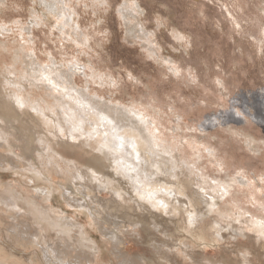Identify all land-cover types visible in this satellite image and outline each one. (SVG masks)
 Instances as JSON below:
<instances>
[{"label":"rangeland","instance_id":"374dc122","mask_svg":"<svg viewBox=\"0 0 264 264\" xmlns=\"http://www.w3.org/2000/svg\"><path fill=\"white\" fill-rule=\"evenodd\" d=\"M45 1L0 0V81L8 82L3 76L10 74L14 82L0 84V89L17 92L29 109L40 103L46 113L59 116L68 111L62 107V102L67 106L62 93L69 86L117 110L133 111L156 144L188 167L193 188L219 197L214 216L235 223L248 238L226 234L198 253L175 229L173 222L182 224L176 215L164 232L121 229V243L115 245L97 228L93 204L106 202L111 193L102 191L91 199L84 194L86 205H81L76 189L82 187L67 171L68 164L50 150L38 151L40 142L25 148L24 141L9 133L0 141V197L23 196L30 208L45 215L44 224L50 223L48 216L62 220L71 238L48 228L46 237L54 246L63 237L77 245L80 228L68 219L83 227L98 250L82 264H127L128 258L135 264H264V0H54L56 7ZM30 55L40 65L38 76L30 78L34 81L27 79ZM70 70L73 76L63 80ZM54 147L81 168L100 172L94 152L79 141ZM42 190L49 191L47 199ZM22 209L0 205V245L17 257L35 253L31 264H45L33 238L24 246L5 243L9 224L17 228L25 220L32 222ZM34 226L32 232L41 236V227ZM157 252L167 256L159 258ZM0 259V264L14 261L4 252Z\"/></svg>","mask_w":264,"mask_h":264},{"label":"bare ground","instance_id":"6f19581e","mask_svg":"<svg viewBox=\"0 0 264 264\" xmlns=\"http://www.w3.org/2000/svg\"><path fill=\"white\" fill-rule=\"evenodd\" d=\"M44 2L46 1L44 0ZM48 5L56 7L54 0H49ZM120 10L121 16L126 18L125 8H121ZM71 23H73L72 19ZM75 27L77 26L75 25ZM127 29H130V27L128 26ZM28 58L27 67L29 75L27 79L30 81L32 80L30 78L38 76L39 73L37 72L40 70V65L33 55H30ZM79 67L75 68L74 71H79ZM70 71L62 74L63 80H68L69 77L73 76L74 72ZM3 77L8 82L0 81L1 87L14 84L11 81L10 74L7 75V78L6 75ZM70 83L74 85V79ZM62 95L63 100L65 99L64 101L67 103V106H64V102H62V107L67 108L66 110L68 111L62 116L60 115V117L59 114L46 113L40 103L31 105L29 109L27 108L29 106L28 102L22 96H19L17 92L9 89H0V141L3 140L5 134L9 133L18 140L24 141L23 145L25 148L30 147L31 143L37 141L40 142L37 147L38 151L47 153L50 150L53 154L58 155L64 163L68 164L66 167L67 171L69 173L71 171L73 177L77 181L79 180L76 184H81L82 188L76 189V192L82 195L78 199L84 201L81 202V205H86L83 199L84 194L91 199L99 192H110L109 200L103 202L99 199L98 201L96 200L97 202H93V204L99 214V224L96 222L97 228L101 229L100 231L103 229L104 234L108 235V238L115 245L121 243V239L117 235L121 229L140 226L143 232L157 228H160V231L164 232V226L168 223L167 221L170 219L175 220L176 215L181 216L182 224H178L176 221L173 222L175 229L177 232L182 231V235L185 236L184 241L186 242L184 244H189L198 253L201 248L203 250L206 247L216 246V241L220 242L226 234L232 239L247 237L242 228L235 223H225L215 217L219 197L216 195L205 196L197 189H194L193 187L196 185V182L191 179L188 167L180 161L176 154L173 155L167 148L156 144L153 137L148 134L147 125L145 126L142 119L133 111L117 110L107 103L100 102L98 97L92 95L91 97L87 92H83L72 86L65 88V92ZM30 110H33V113ZM11 126L13 127V131H9ZM62 131L65 132L64 135ZM61 137H64V139H60ZM69 141H79V145L83 149L94 152L93 156L101 166L99 173L93 171L90 166L86 165L84 168H81L75 161L67 160L54 147L68 145ZM48 143H53V146H49ZM249 145L252 150L255 149L250 143ZM25 148L22 149V152L29 159L31 158V152L27 149L30 152L28 153ZM48 154L46 156L50 162L60 166L58 161ZM4 162L13 164L9 160H4ZM84 181L89 186L85 183L83 184ZM87 190L89 192L85 193L84 191ZM92 191H95V193L91 194L90 192ZM43 193L45 194L44 199H47L49 191L44 190ZM68 197H71V195ZM20 198L22 199L23 196H19L18 198L14 196L0 197V205L6 209H22V206L27 205V208L22 210L31 219L33 218L32 222L23 219L25 223L21 226L19 222L20 224H18L17 228H15L16 224H9L7 229L11 230V233L10 237L7 235L4 238L6 244L17 243L18 246H24L26 241L30 242L29 239L33 238L35 244L41 247L42 260L45 264H82L81 262H89L93 253L98 250V245L91 238V235L85 232L83 227H79L78 224L68 219V222L72 223L73 227L78 226L77 229L80 228L76 239L77 245L71 244L69 240L63 237L62 242L54 246L52 242L50 243V239H47V229L55 230L54 233L58 236L69 237L72 234L69 228L62 220L55 219V221L52 217L49 218L47 214L50 223L44 224V218L46 217L43 216L45 215L42 214V216L40 211H34V209L30 208L27 199L23 198V201H19ZM89 204L88 206H91L90 202ZM208 218L212 219L211 222H207ZM93 222L95 223V221ZM200 223H202V226ZM34 225L41 227V236H37L36 233L32 232L33 227H36ZM43 239L44 241H42ZM26 244L28 243L26 242ZM156 248L160 250L158 246ZM72 250L75 251L74 254L71 252ZM178 250L184 249L178 248ZM261 251H264V246L261 247ZM3 252L10 259H14V261L10 262L11 264H19L18 260L22 264H31L35 255L34 253L28 256L17 257L3 245H0V255H3ZM35 252L39 257L41 256L40 251L35 249ZM158 252L159 258L167 256L163 254L164 252ZM135 263L131 258L127 259V264Z\"/></svg>","mask_w":264,"mask_h":264}]
</instances>
